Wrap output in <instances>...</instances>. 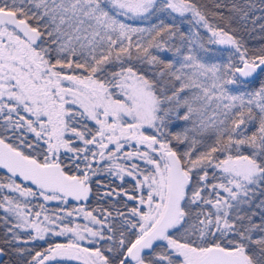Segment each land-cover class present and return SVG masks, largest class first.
<instances>
[{
	"label": "snow or ice",
	"instance_id": "1",
	"mask_svg": "<svg viewBox=\"0 0 264 264\" xmlns=\"http://www.w3.org/2000/svg\"><path fill=\"white\" fill-rule=\"evenodd\" d=\"M257 23L264 0H0V264H264Z\"/></svg>",
	"mask_w": 264,
	"mask_h": 264
},
{
	"label": "trees",
	"instance_id": "2",
	"mask_svg": "<svg viewBox=\"0 0 264 264\" xmlns=\"http://www.w3.org/2000/svg\"><path fill=\"white\" fill-rule=\"evenodd\" d=\"M198 3L200 4H205V3H209L210 0H197ZM218 2H223V3H230L231 0H218ZM257 15H259V13H257ZM233 27H236V25L234 24ZM249 27V31L248 32H244L243 30H241L238 34L243 35L244 39L246 40V42L248 43V45L250 47L253 46H260L261 44H264V32H261L260 28H259V23H257L255 31H251V25L248 26ZM214 49L216 48H223L224 46H212ZM98 179H100L102 181V188L101 191H106L109 188H116L117 190L119 189L120 186V182L118 180H115L114 178H111L107 175H102L100 176ZM124 187L128 188L129 190L131 189V183L130 181H126ZM93 191H96V185H93ZM116 198L113 197L110 200H108V202H105V200H100L98 206L99 207H110L111 204L115 203ZM90 205L92 206H97V200L96 199H92L90 201ZM54 207V205H53ZM117 207H119V205H117ZM0 215H3L2 212H0ZM0 232H2V228H0ZM59 239H63V238H59ZM8 258H5V261H7Z\"/></svg>",
	"mask_w": 264,
	"mask_h": 264
},
{
	"label": "water",
	"instance_id": "3",
	"mask_svg": "<svg viewBox=\"0 0 264 264\" xmlns=\"http://www.w3.org/2000/svg\"><path fill=\"white\" fill-rule=\"evenodd\" d=\"M91 201V200H90Z\"/></svg>",
	"mask_w": 264,
	"mask_h": 264
}]
</instances>
